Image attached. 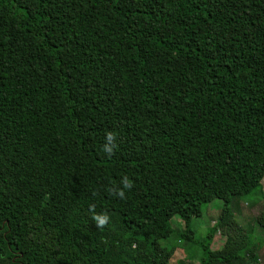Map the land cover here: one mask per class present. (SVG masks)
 <instances>
[{"label": "trees", "instance_id": "obj_1", "mask_svg": "<svg viewBox=\"0 0 264 264\" xmlns=\"http://www.w3.org/2000/svg\"><path fill=\"white\" fill-rule=\"evenodd\" d=\"M263 180L264 0H0V264H260Z\"/></svg>", "mask_w": 264, "mask_h": 264}, {"label": "rangeland", "instance_id": "obj_2", "mask_svg": "<svg viewBox=\"0 0 264 264\" xmlns=\"http://www.w3.org/2000/svg\"><path fill=\"white\" fill-rule=\"evenodd\" d=\"M237 200L234 199L232 204L236 219L247 231V233L252 236L253 241L260 247V264H264V230L257 226L255 221L256 217L264 210V197L262 199H260L259 196H252L251 198L242 197L241 200ZM221 209L222 203L218 200L214 201L212 204L202 206L201 216L194 219L192 223V226L196 231L197 238L204 237L208 229L215 225V222H217L219 218ZM177 218L178 217H175L171 222L172 226L173 228L182 230L183 224L179 222ZM179 223H181V225ZM224 240L225 236L218 233L213 249H219L222 247ZM170 243L171 240L161 241L162 246H168ZM201 255L202 249L198 245H194L189 242H182L181 246L177 248L175 256L170 264H200Z\"/></svg>", "mask_w": 264, "mask_h": 264}, {"label": "clouds", "instance_id": "obj_3", "mask_svg": "<svg viewBox=\"0 0 264 264\" xmlns=\"http://www.w3.org/2000/svg\"><path fill=\"white\" fill-rule=\"evenodd\" d=\"M116 147L115 145V136L112 133L106 134V143L103 147V151H105L107 154L111 155L113 153V149ZM122 189H109L110 193H114L117 195L120 199H125V191L123 189H131L132 183L128 180V178L125 176L122 178L121 182ZM93 220L96 223L97 228H103L108 224L109 217L106 214H97L93 216Z\"/></svg>", "mask_w": 264, "mask_h": 264}]
</instances>
